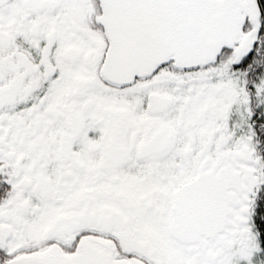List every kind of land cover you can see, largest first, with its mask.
Listing matches in <instances>:
<instances>
[{
    "label": "snow or ice",
    "instance_id": "obj_1",
    "mask_svg": "<svg viewBox=\"0 0 264 264\" xmlns=\"http://www.w3.org/2000/svg\"><path fill=\"white\" fill-rule=\"evenodd\" d=\"M0 264H264V0H0Z\"/></svg>",
    "mask_w": 264,
    "mask_h": 264
}]
</instances>
